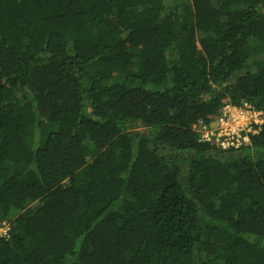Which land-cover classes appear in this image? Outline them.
<instances>
[{"label":"trees","instance_id":"obj_1","mask_svg":"<svg viewBox=\"0 0 264 264\" xmlns=\"http://www.w3.org/2000/svg\"><path fill=\"white\" fill-rule=\"evenodd\" d=\"M264 0H0V264H264Z\"/></svg>","mask_w":264,"mask_h":264},{"label":"built area","instance_id":"obj_2","mask_svg":"<svg viewBox=\"0 0 264 264\" xmlns=\"http://www.w3.org/2000/svg\"><path fill=\"white\" fill-rule=\"evenodd\" d=\"M264 119V113L250 106L226 105L220 117L211 125L198 121L194 125L201 142L210 143L225 151L238 150L249 144L250 135L255 134ZM8 225L0 227V237H8Z\"/></svg>","mask_w":264,"mask_h":264}]
</instances>
